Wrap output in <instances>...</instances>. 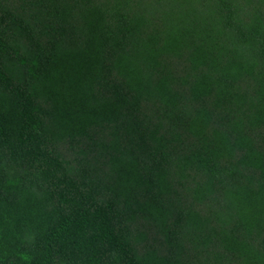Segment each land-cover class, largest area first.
Listing matches in <instances>:
<instances>
[{
  "label": "trees",
  "instance_id": "trees-1",
  "mask_svg": "<svg viewBox=\"0 0 264 264\" xmlns=\"http://www.w3.org/2000/svg\"><path fill=\"white\" fill-rule=\"evenodd\" d=\"M261 16L259 0H0V264H151L139 204L165 210L183 264H264Z\"/></svg>",
  "mask_w": 264,
  "mask_h": 264
},
{
  "label": "rangeland",
  "instance_id": "rangeland-1",
  "mask_svg": "<svg viewBox=\"0 0 264 264\" xmlns=\"http://www.w3.org/2000/svg\"><path fill=\"white\" fill-rule=\"evenodd\" d=\"M259 3H264V0H259ZM260 19H261V22H264V16H261ZM15 50H21L20 53L19 54L17 53L16 55V58H17V63L15 65L16 71L17 72L26 71L29 74L32 73L35 78L37 76V74L35 73L37 71V61H35L34 57L28 54L27 51L23 49L22 47H18ZM59 92H62L63 94H65V92H68L70 94V91L65 86L60 88ZM62 141L64 145H67L69 147V151L72 153V157L74 156L73 150L71 149L73 144H75V146L78 144L83 145L82 142H76V140L75 142L74 141L69 142L68 140H62ZM145 205L147 207H143L142 204L137 205V207L138 209L141 208L140 210L144 212V215H143L144 218L148 219V222H147L148 228L152 229V226L154 227L153 221L155 220L158 221V227H157L158 231L155 232L154 235H151L147 232H141V234H138V237H136L138 238L139 247L142 252L141 253L142 257L149 256V253L152 254L148 261L151 264L152 263L153 264H164V263L165 264H183V258L181 256V253L178 252V250L174 249L173 251H170V252L169 250H167L169 246L174 247L176 244H178V242L173 241V242L165 243V239L167 238V233L165 232L166 223H167L166 218L164 216L165 210L162 207L155 205V204H145ZM197 244L204 245V247L207 245L206 242L197 243ZM177 246L179 247L180 245H177ZM169 253H171V255ZM174 256L176 258H174ZM154 258L157 259V262L153 260ZM197 258L199 259V264H210L209 261H214L215 263V258L214 259L209 258L206 260L204 257H197ZM187 264H194V263L188 262Z\"/></svg>",
  "mask_w": 264,
  "mask_h": 264
}]
</instances>
